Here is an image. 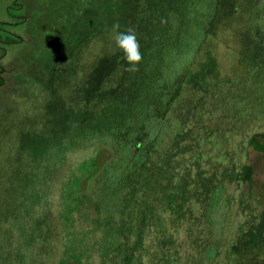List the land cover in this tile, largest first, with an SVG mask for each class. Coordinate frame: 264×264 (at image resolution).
Here are the masks:
<instances>
[{"label":"rangeland","instance_id":"rangeland-1","mask_svg":"<svg viewBox=\"0 0 264 264\" xmlns=\"http://www.w3.org/2000/svg\"><path fill=\"white\" fill-rule=\"evenodd\" d=\"M12 1L0 0V18L8 22L5 25L8 27L14 22L6 12ZM114 1L122 7L118 10L113 4V17L109 0H21L25 11H15L22 20L28 19L21 33L29 36V46L10 48L14 50L4 61L12 63L18 71L13 75V82L11 78L8 80L13 87L7 97L1 95L6 86H0V229L3 231L0 232V264H261L264 262L261 261L264 257V154H258L255 146L264 150V107L251 95L242 60L246 52L252 63L263 58L264 65V48L258 44L253 46L248 37L246 0H229L233 2L226 8L214 41L204 47L201 57L172 88L171 110L160 113H166L171 126L179 133L172 144L177 148L176 153L173 149L166 151L160 166L148 172V178L140 179L142 191L138 196L132 195L131 203L121 208L128 216L122 227H119L122 214L117 213L118 208L109 195L101 194L92 200L86 195L88 187L81 188L78 182L63 186L59 182L50 196V206L48 209L44 206L41 211L43 216L51 213L52 218L48 220L54 228L42 222V236L33 239L31 227L36 228V221L22 215L19 209L25 201L14 197V193L30 178L26 174L30 166L23 165L25 159L20 145L25 150L32 141L41 143L42 134L45 135L42 129L50 119L45 105L51 92L44 90L47 87L42 86L39 77L47 78L48 72L50 84L54 83L53 77H58L60 83L54 88L61 87L64 98L76 87L88 96L96 94L98 87L94 79L105 80L100 84L107 91L110 82L106 76L111 72L112 62L122 53L110 47L108 25L117 22L119 30L125 31L127 16H134L129 1ZM258 1L264 17V0H253L256 4ZM97 7L101 8L98 14ZM154 11L159 14L158 7ZM97 21L107 27H96ZM150 24L149 27L144 21L138 26L139 42L147 38L146 46L140 44L142 57L148 54L146 50L153 34L160 33L162 39L154 47L158 56L172 41L165 20ZM77 29L81 32L76 44L73 33ZM259 35L264 40V33ZM68 36L72 38L66 40ZM15 39L0 31V41ZM148 59L143 58L139 66ZM124 64L120 68L122 72L125 61ZM136 75L141 76V72ZM139 85H132L134 91L128 90L129 87L122 91L120 85L115 87L110 94L114 103L99 124L103 118H122L125 110L133 112L135 109L127 108L136 103L139 106L142 100ZM145 96L152 98L153 94L149 92ZM63 97L59 96L58 100H69ZM248 99L249 110L244 106ZM59 109L62 111L63 106L55 100L52 112ZM245 111V115L252 113L250 118L241 117L239 113ZM63 115L75 125L70 122L57 146L64 141L65 148L73 150L65 156L76 166L91 157L86 138L90 129L80 126L82 111L63 110ZM85 116V124L94 123L91 113L86 112ZM37 132L42 134L34 135ZM48 153L44 151V155ZM58 155L63 157L61 148ZM248 164L256 165L257 169L253 185H249L250 172L244 168ZM71 174L69 171L68 176ZM219 187L224 197L216 199ZM90 191L93 195L94 190ZM95 201L106 205H99L98 211L94 207L88 209L89 202L93 205ZM116 228L122 232L116 233ZM114 233L117 235L113 236ZM215 247L219 252L216 259L207 260L206 251H214Z\"/></svg>","mask_w":264,"mask_h":264},{"label":"trees","instance_id":"trees-1","mask_svg":"<svg viewBox=\"0 0 264 264\" xmlns=\"http://www.w3.org/2000/svg\"><path fill=\"white\" fill-rule=\"evenodd\" d=\"M127 1L130 3L129 9L134 16H127L126 28H134L139 40L141 34L138 31V26L140 24L145 21L150 27V23L155 25L165 20V26L168 24L172 34L171 45L168 49L165 47L163 54L158 56V50L155 52L154 47L161 43L162 39H160V33L153 34L149 38L151 44L148 43V48L146 47L148 54L143 56V58H150L152 60L148 59V61H145L144 65L139 66L141 76L139 75L138 77L136 72L132 73L126 70L122 72L120 70V68L125 65L123 55L120 53L115 63L112 62L110 74L106 76V78H108L107 82H110L108 89L106 88L107 91H104L102 88L103 85L100 84L105 80L99 81L94 79L92 81H94V85L98 88L96 89V94L92 93L90 96L86 95V92H84V90L82 91L80 87H76L75 89L72 88L69 96L64 98L62 89H60L61 87L57 89L54 88L55 84L58 86L60 83L58 82V77H53L54 83L50 84L48 83L50 79L49 73H46V78V76L43 77V73L40 72L42 76L41 78L39 77L40 81H42L40 83L42 86L45 85L47 87L44 88V90H49L51 92V95L46 97L45 105V110H47L48 115H50V119L46 120L44 129H42L45 135H43L42 132L39 133L42 134L43 137L41 140L38 139L42 141L41 143L38 144V142H33L31 140L32 143H29L27 146L28 148L25 150H23L24 148L20 145V150L24 153L23 159H25L23 165L29 164L30 166V170L26 173L30 178L28 181H25V185H23L22 189L16 190L14 193V197H17L19 200L22 198L25 201L19 209L22 215L29 220L36 221V228L31 227L34 240L42 236V222L47 223L51 229L54 228L53 224L48 220L52 218L51 213L47 212V214L43 216L41 211L44 206H46L47 209L50 206V196L52 195L54 186L59 184V182H61L63 186L71 182H78L81 188L88 187V189H86V195H89L92 200L101 194L109 195L108 198L111 199L118 208L117 213L119 215L122 214L120 216L121 223L119 225V227H122L128 216L126 212H123L124 209L121 210V208L131 203L130 197L132 195L138 196V193L142 191L138 183L140 179L142 177L148 178V172L154 169V167L160 166L158 164L162 163L163 155L166 151L173 149L176 153L177 148L172 147V144L179 133L171 126L169 117L166 113L161 115L160 112L168 108L171 110L172 88L176 87L175 85L179 80H183L185 76L184 72L201 57L200 54H202L204 47H207L210 41H214V36L219 31L220 21L226 13V8L233 2H229V0H169L168 2H166V0ZM246 1L248 4L246 8L249 18L247 19L248 23L246 26L248 37L253 46L258 44L262 45L264 48V40H262V37L259 35V32L264 33V17L260 14L262 4L261 2L259 3V1L258 4L253 2V0ZM109 4L113 17V13L115 12L113 10V4H115V9L118 10H121L122 5L119 7L120 5L114 0H109ZM156 7L159 8L158 15H156L154 11ZM100 10L101 8L97 7L96 14H98ZM234 13L236 14V12ZM98 21L95 24L96 27H107ZM114 23L117 22H112L108 25L110 32ZM80 32L81 29H77L73 33L74 38H77L75 41L76 44L80 40ZM71 38L72 36H68L66 40H70ZM146 39L147 38H145L144 41L142 40L140 44L142 43L145 45ZM66 43L69 47V43ZM167 45L168 43H166L165 46ZM110 47L117 49L112 40L110 41ZM84 51L85 50H83V52ZM262 52L264 53V49ZM245 54L246 52L243 53L244 57L242 61L248 72L247 78L248 82H250L251 95L257 97V102L264 107L263 58L258 62L252 63L249 57H247V54ZM64 58L63 56L62 60H64ZM156 68L158 69L156 70ZM17 71L18 69L16 72ZM117 77L119 78L116 79ZM43 78L45 79L44 81ZM137 83L141 84L137 86L142 99L139 106H136V103L128 107L127 109L135 110L133 112H126L125 110L122 114V118L113 120L111 117L103 118L100 125L99 120L102 118V115L109 111L111 105L114 103L113 98H111L112 95H110L112 90L120 85L122 91H125L127 87H129L128 90L131 89L134 91L132 85ZM97 92L106 95L101 97V94ZM149 92L153 94L152 98L150 96L148 98L145 96ZM8 93L9 91L5 90L4 95L7 97ZM251 95L250 99L254 100ZM59 96L63 97L65 100L69 98L70 101L66 100L60 102L58 100ZM7 99L10 100V97ZM55 100L63 106V109L62 111L59 109V111L53 113L52 108ZM124 100L127 101V97ZM248 105L249 99L244 105L247 107V110H249ZM139 107L142 109L137 110L140 109ZM237 108L236 110L238 111ZM63 110H73L74 113L79 110L82 111L83 117L80 126L90 129L86 138L89 140L87 148L92 152L91 157L86 159L83 163H79V165L76 164V166L73 165V162L68 161L65 156L67 152L73 150L66 149L64 146L66 143H64V141L57 146L60 142L59 140L67 133L66 131L71 122L68 116L64 118ZM169 110L166 111L167 114L169 112L168 115L171 114ZM257 110L261 112L260 109ZM84 112L85 114L87 112L93 115L94 123L85 124L87 117ZM245 113L246 111L244 113L240 112L239 114H241L242 118H250L252 115L250 111L249 115H245ZM111 120L113 122H109ZM73 122H71V124H74ZM31 134L32 133H30L29 136H31ZM39 134L38 132L34 133V135ZM52 138L55 139L54 142ZM49 139L50 141H48ZM256 141L255 144L258 145L259 141L257 139ZM80 143L81 140L78 145H80ZM59 148H61L63 152L62 158L58 155ZM256 148L257 146H255V150L258 154H264V150H261L262 148ZM17 149H19V147H17ZM45 150L49 152L47 155H44ZM105 154H107L106 157ZM173 157L175 158V154ZM70 163L72 167H70ZM244 168H247L250 172L249 176L251 177V181H249V185H253L258 175L256 165L248 164ZM85 169L87 171H85ZM161 169H163V166ZM69 171H72L70 176H68ZM67 178L69 179L67 180ZM245 179V181H248L247 178ZM42 182L45 184V187ZM90 188L94 190L93 195ZM219 188L215 192L216 199L224 197L223 189L221 190V188ZM108 192L111 193L107 194ZM119 197H123V199L118 201ZM85 205H87V203H85ZM99 205L104 207L106 204L95 201L92 205L89 202L87 208L92 210V207H94L96 211H98ZM212 206H214V202ZM117 213L115 216H117ZM29 222L30 221H28V223ZM114 231L118 233L122 232V229L119 228L118 231L116 228ZM0 232L3 233L1 229ZM116 233H114L113 236L117 235ZM118 241L119 240H117V242ZM120 243L121 241L118 242V244ZM30 246H34V244ZM262 249L261 247L260 250L263 253L264 249ZM218 253L217 247H215L214 251L208 249L206 251L207 260L211 261L216 259ZM263 260L264 257L261 261ZM255 262L256 259H254V263ZM261 264H264V262Z\"/></svg>","mask_w":264,"mask_h":264},{"label":"flooded vegetation","instance_id":"flooded-vegetation-1","mask_svg":"<svg viewBox=\"0 0 264 264\" xmlns=\"http://www.w3.org/2000/svg\"><path fill=\"white\" fill-rule=\"evenodd\" d=\"M25 11V4L21 2V0H13L12 2L9 3V6L7 7V16L12 17L14 20V22L10 25L11 27L5 26L6 24H8V22H4L1 18H0V31L3 32L4 34L7 35H13L15 36V40L14 41H9V42H4V41H0V86H6L4 87L2 90H4V92H1V95H3L5 93V90H9L10 88L13 87L12 82L14 81L13 79V75L14 73H16V70H14V66L12 63L8 64V62H5L4 59L8 57V53L12 52L13 50H10V48H17L19 46H21L20 48H24L26 49L29 46L28 40L26 37L23 35L22 30L25 27L28 19H25V17H23L24 19L22 20V16H19L20 14L18 13V15H15V11ZM24 45V47H22ZM9 53V55H10ZM19 53V52H18ZM16 66H18L16 64ZM20 67V66H18ZM11 76V77H10ZM11 78V84L8 83V80Z\"/></svg>","mask_w":264,"mask_h":264},{"label":"clouds","instance_id":"clouds-1","mask_svg":"<svg viewBox=\"0 0 264 264\" xmlns=\"http://www.w3.org/2000/svg\"><path fill=\"white\" fill-rule=\"evenodd\" d=\"M119 29L118 23L112 25L110 39L114 42L115 47L123 53V60L126 62L125 70L135 73L139 71V64L143 59L137 33L132 27L125 31Z\"/></svg>","mask_w":264,"mask_h":264}]
</instances>
